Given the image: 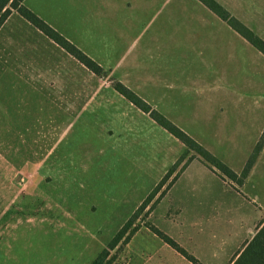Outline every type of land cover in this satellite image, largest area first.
Masks as SVG:
<instances>
[{
    "label": "rangeland",
    "instance_id": "rangeland-1",
    "mask_svg": "<svg viewBox=\"0 0 264 264\" xmlns=\"http://www.w3.org/2000/svg\"><path fill=\"white\" fill-rule=\"evenodd\" d=\"M101 2L23 0V5L90 55L105 71L101 79L119 81L133 92L129 86L148 85L142 96L135 93L240 172L264 130V55L238 35L227 34L222 24L196 21L201 7L195 0H168L156 13L164 25L157 23L149 38L143 35L106 54ZM230 5L224 8L264 40V3L237 0ZM34 29L14 11L0 36ZM175 75L187 83L180 94L168 87ZM40 94L0 86V225H11L0 232V264H90L185 146L142 113L135 136L120 144L115 137L104 140L96 116L87 112L81 118L84 128L82 121L61 115L53 129L47 114L37 117ZM213 95L249 99L250 108L218 110L207 101ZM122 146L123 155L116 151ZM25 161L28 167H17ZM201 165L195 160L183 170L145 221L199 263L226 264L235 236L244 233L234 225L244 218V204L255 195L254 206H259L260 180L237 186ZM208 198L215 208L205 204ZM142 218L135 220L139 229L128 243L109 251L110 264H193L146 228Z\"/></svg>",
    "mask_w": 264,
    "mask_h": 264
},
{
    "label": "crops",
    "instance_id": "crops-1",
    "mask_svg": "<svg viewBox=\"0 0 264 264\" xmlns=\"http://www.w3.org/2000/svg\"><path fill=\"white\" fill-rule=\"evenodd\" d=\"M167 1L168 0H162V3L157 4L156 0H102L101 15L102 18L107 21L104 25L107 36L103 40L104 43L101 47L108 50L106 54L111 50L124 48V46L126 47L128 44L129 46L130 44L132 45L138 37L139 41L143 35L149 38L152 27L155 29L157 23L159 26L162 24L164 25L163 19L157 21L156 13L160 11L161 8L163 9L165 7L164 4ZM195 1L197 5L193 2L191 5L201 7L199 11L200 18L196 19V21H199L201 24H209L204 20L206 19L210 22H214L216 26L222 24L227 34L231 33L232 35H238L242 40L247 42L225 21L210 11L200 1ZM216 1L226 8H230L232 6L230 5L231 3L235 4L237 2V0ZM261 1L264 3V0ZM204 10L206 11L205 14L203 12ZM8 17L1 25L0 33ZM249 45L252 46L251 44ZM147 71L149 72L150 69H147ZM0 74V86L2 85L9 88L19 86L20 88L41 91V97L37 103L39 107L36 114L39 119H44V115L47 114L48 119L52 122L53 129L55 127L58 129V122L61 119V115L63 117L67 115L68 117H74L76 120L82 121L81 118L84 117L87 112L86 115L96 116L97 124H99L98 134H101L104 140L110 141L115 137L117 144H120L118 142H122L123 138H132L135 136L138 129L140 113L148 116L113 88V82H115V80L106 81L101 79L100 76L91 72L37 28L34 29V33L20 30L0 36ZM12 75L16 76L18 80L13 81L11 79ZM148 76L150 79H153L149 74ZM166 77L169 79L168 81H171L169 76ZM175 79V81H171L174 83H170L168 87H171V89H179L180 94L182 90H184L183 88L187 87V83L177 80L180 79L177 75H175ZM147 86L146 84H135L129 87L142 96L141 93H143V90L146 89ZM111 87L114 91H111ZM61 89L64 91L63 93H61ZM217 89H220V85H217ZM44 90L48 92L46 93V98H44ZM115 92L117 94H113ZM207 101H211L212 106H216L218 110L223 109L220 106H230L228 110L232 113H238L243 111V109L244 112H246V105L248 106V110L250 108L249 99L245 98L219 99L215 98L213 95L212 98ZM232 106L234 108H232ZM80 126L84 128V121L80 123ZM36 132L38 135H42L40 130H36ZM122 149L123 146L122 148L117 147L116 151H119L118 153L123 155ZM5 151H11V149ZM262 159H264V146L242 184L246 186L248 183H253V180H255V182L260 180V203L259 206H254L256 196L251 195L252 199L244 204V212L242 213V217L244 218L236 220L234 224L238 226L237 232L244 231V233L235 236L236 246L226 257L228 259L226 264L229 263L234 253L242 244L253 236L257 226L264 220V162ZM195 160L199 161L196 158L192 159L183 169L184 171L182 170L183 172L181 171L182 173H180L183 174L189 169L190 165L193 164ZM199 162L202 164V167L210 171L201 161ZM9 163L11 162L9 161ZM35 166L40 169L38 164ZM17 167L26 168L28 167V162L25 161L23 164L19 163ZM261 167L263 171L259 172ZM170 188L163 196L169 192ZM205 204L214 206L211 202V198H208ZM205 204H203V206ZM201 209L203 211L207 210V208ZM10 226L0 225V232ZM240 244L241 246L239 247ZM175 254L180 255L177 251H175Z\"/></svg>",
    "mask_w": 264,
    "mask_h": 264
},
{
    "label": "trees",
    "instance_id": "trees-1",
    "mask_svg": "<svg viewBox=\"0 0 264 264\" xmlns=\"http://www.w3.org/2000/svg\"><path fill=\"white\" fill-rule=\"evenodd\" d=\"M205 5L210 11L225 21L233 30L242 36L249 44L264 55V40L255 32L242 24L238 19L233 17L221 4L216 0H198ZM16 11L35 28L40 30L45 36L59 45L67 53L73 56L82 65L88 68L97 76H102L104 69L91 57L86 55L74 43L61 35L57 30L39 18L35 13L23 5V0H0V27L7 17ZM113 88L121 94L130 103L146 113L160 127L165 129L169 134L175 137L185 146V152L171 165L151 192L144 198L140 205L131 214L128 220L119 228L116 234L108 241L106 246L100 251L96 258L90 264H110L109 251L114 249L118 243L126 244L131 236L139 229L138 225H134L135 220L139 216H143L142 220L150 214L156 203L171 187L178 174L186 167L192 159H198L213 172H216L223 178H228L237 186H241L250 170L252 169L261 149L264 146V130L258 141L254 145L250 155L248 156L243 168L240 172H235L228 165L218 159L205 147H203L194 138L185 133L173 122L165 118L151 105L140 98L135 92L127 88L119 81L113 82ZM192 153L189 157L187 155ZM186 160L184 161V159ZM182 163V165H181ZM146 228L157 235L164 243L177 251L185 259L193 264H201L199 261L188 254L175 240L169 237L157 227L145 221L143 224ZM228 264H264V220L257 226L253 236L246 240L242 246L234 253Z\"/></svg>",
    "mask_w": 264,
    "mask_h": 264
}]
</instances>
